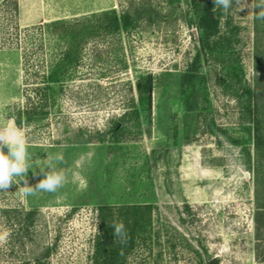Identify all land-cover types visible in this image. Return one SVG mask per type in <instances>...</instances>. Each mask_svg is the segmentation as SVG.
Returning <instances> with one entry per match:
<instances>
[{"label": "rangeland", "instance_id": "374dc122", "mask_svg": "<svg viewBox=\"0 0 264 264\" xmlns=\"http://www.w3.org/2000/svg\"><path fill=\"white\" fill-rule=\"evenodd\" d=\"M253 2L218 8L212 42L238 29L218 58L199 51L189 0H0V123L25 132L28 186L43 179L33 173L47 153H63L57 167L67 176L56 193L23 197V181L0 191V227L11 232L0 264H92L101 205L142 207L144 227L123 264H264L253 160L249 167L233 142L253 158L244 88L260 89L264 118V20ZM102 13L128 14L132 23L111 32ZM74 18L101 31L52 86L46 115L22 119L58 52L32 28ZM228 57L238 61L240 81ZM146 73L149 108L134 87Z\"/></svg>", "mask_w": 264, "mask_h": 264}, {"label": "trees", "instance_id": "16d2710c", "mask_svg": "<svg viewBox=\"0 0 264 264\" xmlns=\"http://www.w3.org/2000/svg\"><path fill=\"white\" fill-rule=\"evenodd\" d=\"M191 18L189 25L194 26L198 33L197 43L200 52L216 53L218 58L223 57L227 53L225 44L232 45V37L237 33L235 31L228 36L218 37L216 41L212 39L219 32V18L216 14L220 10L213 3V0H189ZM219 8V10H218ZM103 15V16H102ZM102 19L107 21V29L111 32H116L120 28H125L132 23L130 15L109 16L107 13H102ZM86 19L72 20H57L46 24H40L33 27V30L39 31V40L47 38L56 43L58 52L52 51L46 61L47 74L42 76V86L36 85L32 89L33 96L36 101L28 102V107L21 112L22 119L43 118L46 115L45 106L49 103L52 86L63 81L68 75L69 70L75 68L81 58V48L86 44L93 35L101 31L98 26L85 25ZM228 25V23L226 22ZM231 38V40H230ZM232 50V49H231ZM232 54V51H231ZM229 62L227 66H231V71L238 81H240L239 73L241 68L237 60L227 58ZM26 63V59L24 61ZM226 66V65H225ZM66 75V76H65ZM137 93L138 103L145 105L147 108L151 104V92L153 88V77L150 73L139 75L134 83ZM262 92L260 89L244 88L243 94L246 99L243 102V109L252 126V144L253 158L249 148L243 146L238 140H233L234 143L240 144L242 152L245 155L246 163L253 160V186H254V202H255V239L264 241V118L261 117L263 111L261 108ZM250 167V166H249ZM142 211L140 206H108L101 205L98 207L99 217V234L96 236L94 244V252L92 264H123L126 256L132 251L139 241V233L144 227L139 221L138 216ZM142 213V212H141ZM123 222L128 232L129 240L126 245H121L119 241L113 237V229L111 224ZM175 246L171 245L173 249ZM258 250V244L256 246Z\"/></svg>", "mask_w": 264, "mask_h": 264}, {"label": "clouds", "instance_id": "9594fccd", "mask_svg": "<svg viewBox=\"0 0 264 264\" xmlns=\"http://www.w3.org/2000/svg\"><path fill=\"white\" fill-rule=\"evenodd\" d=\"M216 7L221 8L225 13L228 12L232 5V0H213ZM237 4L243 3L248 6V0H236ZM251 8L259 9L256 18L264 20V0H254L250 5ZM242 11L245 8L241 9ZM7 148V152H5ZM29 153L27 151L25 132L14 122L6 124L0 123V191H8L14 184L19 185L24 182L19 191L23 197L35 195L37 191L56 193L67 183V176L63 169H58L57 165L64 163L62 152L49 154L43 159V166L40 167V161L37 160L39 173L41 175L35 187L28 186L27 174L31 166L29 164ZM115 237L121 245H126L129 240L128 232L124 223L116 222L110 225ZM11 236L9 229L0 227V246L5 245Z\"/></svg>", "mask_w": 264, "mask_h": 264}, {"label": "water", "instance_id": "95a60500", "mask_svg": "<svg viewBox=\"0 0 264 264\" xmlns=\"http://www.w3.org/2000/svg\"><path fill=\"white\" fill-rule=\"evenodd\" d=\"M211 264H218L216 259H213Z\"/></svg>", "mask_w": 264, "mask_h": 264}]
</instances>
